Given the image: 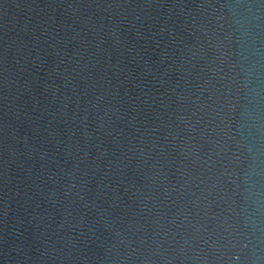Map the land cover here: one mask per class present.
<instances>
[{"label": "water", "instance_id": "1", "mask_svg": "<svg viewBox=\"0 0 264 264\" xmlns=\"http://www.w3.org/2000/svg\"><path fill=\"white\" fill-rule=\"evenodd\" d=\"M0 264H264V0H0Z\"/></svg>", "mask_w": 264, "mask_h": 264}]
</instances>
